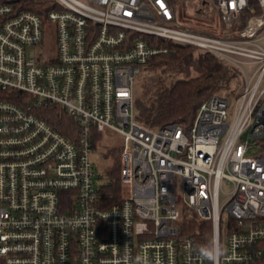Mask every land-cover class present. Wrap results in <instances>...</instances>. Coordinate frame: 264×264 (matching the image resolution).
Returning <instances> with one entry per match:
<instances>
[{
	"label": "built area",
	"instance_id": "obj_1",
	"mask_svg": "<svg viewBox=\"0 0 264 264\" xmlns=\"http://www.w3.org/2000/svg\"><path fill=\"white\" fill-rule=\"evenodd\" d=\"M50 1L46 17L0 3V264H214L180 233L182 214L211 223L218 264H264V0H194L214 8L216 35L181 24L190 0ZM162 42L239 75L240 90L201 103L188 130L135 119L137 77ZM48 104L73 121L71 138L39 117ZM105 129L123 138L109 207L91 159Z\"/></svg>",
	"mask_w": 264,
	"mask_h": 264
},
{
	"label": "trees",
	"instance_id": "obj_2",
	"mask_svg": "<svg viewBox=\"0 0 264 264\" xmlns=\"http://www.w3.org/2000/svg\"><path fill=\"white\" fill-rule=\"evenodd\" d=\"M0 3H12L21 10L32 11L42 17H46L52 7L50 0H0ZM183 4L187 7V3ZM257 14L259 10L256 6L253 12L244 13L239 29L243 28L250 16ZM210 24L205 25L206 34H218L219 20L216 32L209 29ZM162 46L165 52L148 60L143 73L146 71L149 76L135 96V119L142 126L156 129L178 125L188 130L201 103L212 95L229 96L228 90L232 84L236 85L233 94L240 90L238 73L229 71L214 56L196 53L194 48L187 45L162 42ZM37 114L62 135L72 137L74 123L60 108L48 104L39 109ZM99 141L100 135L95 134L91 141L93 150ZM260 143L264 144V141ZM107 153L112 155L114 163L105 171V181L98 186V193L102 204L109 207L120 200L119 153ZM178 226L180 233L192 238L198 249L212 246V226L209 221L182 214Z\"/></svg>",
	"mask_w": 264,
	"mask_h": 264
},
{
	"label": "rangeland",
	"instance_id": "obj_3",
	"mask_svg": "<svg viewBox=\"0 0 264 264\" xmlns=\"http://www.w3.org/2000/svg\"><path fill=\"white\" fill-rule=\"evenodd\" d=\"M178 7L180 9V22L183 25L187 23L195 28L204 27L205 25L210 24V30L212 32H216L218 30V18L216 17V12L214 8L207 3V1L202 4V1L196 2L194 0H190L187 2V7L183 4V2L178 3ZM214 25V26H213ZM189 27V26H188ZM259 36H264V30L259 32ZM55 37V28L53 25H48L45 30L44 36V44H43V53L44 60L48 59L49 61L56 60L57 48L54 42ZM148 73H141L137 77L138 82L135 86V96L139 94L141 86H143L146 78L148 77ZM236 85L232 84L228 92L232 91ZM223 94V93H222ZM232 100V99H230ZM123 145V138L118 133L105 129L100 134V141L97 144V147L94 149L91 159L93 163L94 173H95V185L100 186L105 181V171L112 167L114 163V158L107 152H113L115 154L120 153V150ZM253 150H250L248 153L251 155ZM223 194H220L219 204L222 207L227 199V194L230 191V187L226 182L223 183ZM176 194L178 196L181 195L180 187L177 188ZM224 243L221 245L222 253L224 252Z\"/></svg>",
	"mask_w": 264,
	"mask_h": 264
},
{
	"label": "clouds",
	"instance_id": "obj_4",
	"mask_svg": "<svg viewBox=\"0 0 264 264\" xmlns=\"http://www.w3.org/2000/svg\"><path fill=\"white\" fill-rule=\"evenodd\" d=\"M200 255L214 262V264H218L220 256L223 254L220 248L218 241L213 240L212 246L209 247H201L199 249Z\"/></svg>",
	"mask_w": 264,
	"mask_h": 264
}]
</instances>
